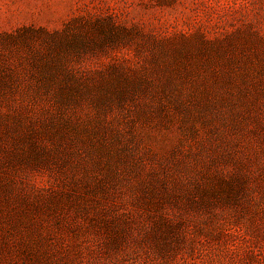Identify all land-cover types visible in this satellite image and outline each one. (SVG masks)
<instances>
[{
	"label": "rangeland",
	"instance_id": "rangeland-1",
	"mask_svg": "<svg viewBox=\"0 0 264 264\" xmlns=\"http://www.w3.org/2000/svg\"><path fill=\"white\" fill-rule=\"evenodd\" d=\"M0 264H264V0H0Z\"/></svg>",
	"mask_w": 264,
	"mask_h": 264
}]
</instances>
